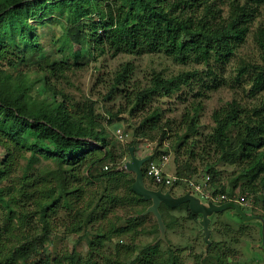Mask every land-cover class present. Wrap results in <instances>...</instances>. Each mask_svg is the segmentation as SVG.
Wrapping results in <instances>:
<instances>
[{
  "label": "trees",
  "instance_id": "1",
  "mask_svg": "<svg viewBox=\"0 0 264 264\" xmlns=\"http://www.w3.org/2000/svg\"><path fill=\"white\" fill-rule=\"evenodd\" d=\"M263 4L264 0H0V144L5 152L0 158V264H99L101 260L106 264H185L172 249L160 250L158 242L146 243L135 252L131 241L113 240L110 233L135 231L143 214L129 216L124 225L107 230L98 226L89 235L88 228L108 209L102 197L110 205L125 196L150 202L132 190V172L129 176L115 164L105 163V169L100 165L110 154L111 141L95 112V101L75 100L51 80L87 66L94 53L161 52L179 63L208 65L204 75L198 69L169 75L154 70L149 82L141 84L131 79L135 70L131 61L118 64L103 97L120 96L124 104L111 111L115 117L109 122L121 119L132 129L128 148L159 131L158 144L147 160L163 153H169L170 160L172 153L177 177L195 176L199 169L192 161L215 151L218 160L237 168L230 189L239 185L253 193L255 203L264 210V197L258 200L256 195L264 190V24L251 29ZM54 24L61 31L54 35L50 31V39L43 41L44 31ZM249 33L257 57L241 59L231 77L248 84L249 101L240 103L234 96L227 107L215 110V125L209 133L193 137L199 106L193 107L187 121L185 116L180 119L185 123L183 132L170 119L161 121L158 107L149 108L153 97L171 96L182 86L194 96L203 95L201 88L217 87L221 79L210 61L225 64ZM28 68L37 73L34 79L27 77ZM203 76L208 83L194 88ZM40 80L41 89L34 96L32 87ZM137 111L144 114L134 121ZM40 157L51 159L54 166L39 167ZM204 170L215 183L213 193L227 192L216 183L219 172L213 165L205 163ZM81 178L87 181L79 185ZM94 181L102 185L100 194L84 197L85 184ZM170 208L164 203L159 206L166 227L170 221L164 209ZM186 208L188 216H196ZM55 223L65 224L66 232L83 230L79 237L85 238V252L74 248L51 252L48 242ZM227 247V243L211 242L196 263L230 264Z\"/></svg>",
  "mask_w": 264,
  "mask_h": 264
},
{
  "label": "rangeland",
  "instance_id": "2",
  "mask_svg": "<svg viewBox=\"0 0 264 264\" xmlns=\"http://www.w3.org/2000/svg\"><path fill=\"white\" fill-rule=\"evenodd\" d=\"M259 23L264 24V4L261 6L260 12L252 24L251 29ZM50 31L51 34L54 35L59 33L61 28L59 25L54 24V26L46 29L42 35L43 41L46 42L50 39L48 34ZM46 38L48 39L46 40ZM256 57V44L253 42L249 33L245 42L236 50L235 54L225 62V64L219 66L216 62L210 61V64L214 66L218 73V79H221V84L217 87L208 89L201 88L200 91L203 92V95L194 96L192 95V91L188 90V87L182 86L171 96L153 97L148 106L150 109L158 107V110L162 113L161 121L170 119L171 122L173 121V123H175V127L179 128V132H183L185 128V123L180 122V119L185 116L184 120L187 121L188 116H191L194 112L193 107L199 106V110L196 113L198 118V129L197 132L193 134V137L202 138L206 133H209L215 125L212 116L215 110L227 107L228 103L234 96H236V99L240 103L249 101V96L246 94L248 84L234 82L231 77L235 74V69L241 59H251ZM125 61H131L135 65V70L132 73L131 79H135L141 84L149 82L154 70H161L164 75H169L185 69H198L199 75H204V71L207 70L208 65H205L202 62L199 63L193 61L185 64L179 63L170 57L165 56L161 52L139 54L119 52L116 55H111L110 53L97 55V53H94V56L90 59L87 66L68 71L63 78L51 79L55 85L64 88L65 91L70 93L75 100L91 99L95 101V112L99 116L100 123H102L105 130L108 131V139L111 141L109 145L110 154L103 158V162H100V165L105 169V163H107L109 167L110 165L115 164L118 170L128 171L130 172L129 176H131L132 171L123 168V165L130 159L129 151H127V149L129 145L128 142L133 139L132 129L129 128L125 122H122L121 119L114 118L109 122L112 117H115L110 115L111 111H116L118 104H124V99L120 96L106 99L103 97L107 88L106 83L109 82L113 70L118 64ZM35 75H37V73L33 69H30L27 73L29 79H34L36 77ZM220 75L225 79V82ZM98 77L100 80H97ZM207 78V76H203V80H196L194 88L199 89L202 82H207ZM40 82L41 80L37 81L36 85L32 87L33 89L31 90V93L34 96H36V92L41 89ZM209 83H211V81H209ZM143 112L137 111V116H132V119H135L134 121H136V119L138 120L144 114ZM118 129H121L122 131L118 132ZM121 132L122 136L120 137L118 134ZM159 133V131L152 133L151 136H147L146 138L143 137L135 142V153L140 156L151 153L152 149L158 144ZM173 135L174 133L172 136ZM165 141H167V139H164L163 141L164 146L167 144ZM4 153V147L0 144V158ZM113 158L115 161L112 160ZM155 159H158V157L156 156ZM20 161L22 165H24L26 158L22 157L20 158ZM192 162L194 165H197L199 169L195 176L190 179H187L186 177H178V179L172 184L163 185L161 187L163 189L170 188L174 194H179L191 189L189 181H192L193 179V181L203 184L205 174L207 173L204 170V166L205 163H209L219 172L217 174L216 183L223 185L227 191L215 193H228L227 195H229L230 192L232 194L238 193L239 195L245 194V202H248L249 205L247 204V206H243V210L247 214L253 213L261 215V213H263V208L255 203L253 193L243 190L239 185L230 189V178H232L237 171L234 164L218 160L216 152L212 150L205 155V159L196 158ZM36 164L41 168H50L54 166L51 159L44 157H40ZM164 167L166 173L176 176V174H174L175 163L173 161L172 153L170 160ZM79 170L81 173H79V176L81 177V175L83 176V170ZM91 171L95 172L96 168H92ZM18 173H20L19 169L15 174L17 175ZM78 181L80 185L87 180L86 178H81L78 179ZM145 182L147 186L152 188H156L158 187V184H162L154 182L148 176L145 178ZM85 186L88 194L85 190L84 197H87V195V198H90L91 196L96 197L101 192L102 185L98 182L94 181L87 185L85 184ZM208 186L209 192L214 191L215 183L211 181V176ZM118 190V194H121L123 191L122 186L119 185ZM194 193L196 195H201L197 190H195ZM256 195L258 200H262L264 197V190L258 192ZM201 197L203 200H206L203 195H201ZM104 199L105 198L102 197L100 201H103L104 206L108 209L105 211V214H103L104 217L100 218L99 222L98 220L96 221L97 223L93 222V226L91 225L88 228L90 236L95 232L98 226L99 228L107 230L108 228L119 224L124 225L126 222L125 219L129 216L143 214L145 216L138 219L135 231L122 233V235L110 233L113 236V240L121 243L131 241L135 252L139 247L146 243L158 242L160 250H166L167 248L172 249L185 264H197L196 262L200 260V254L202 253L204 255L211 244L210 243L206 246L204 243L201 225L199 224L201 215L196 214L195 217L188 216L186 203L171 207L170 209H164V214L170 221V225L166 227V238L156 240L159 235V230L158 228L157 230L155 229V217L149 212H143L150 202L148 203L147 201H140L137 199L131 200L128 196H125L122 202L110 205L105 202ZM229 209L230 208L211 215L209 223L211 242L219 241L221 242V245L227 243L229 247L226 249L229 251L228 260L230 264H264V245L260 236L261 228L259 231L258 220L253 219L245 225L243 223L245 221ZM63 225L65 224L55 223L56 227H53L54 230L52 231L51 239L48 242L51 252H71L74 248L76 251L84 253L87 244L85 238L81 239L79 237L81 233H83V230L78 232H66ZM112 257H115V255H112ZM97 260L100 261L99 258H97ZM99 264H106L105 260H101Z\"/></svg>",
  "mask_w": 264,
  "mask_h": 264
},
{
  "label": "water",
  "instance_id": "3",
  "mask_svg": "<svg viewBox=\"0 0 264 264\" xmlns=\"http://www.w3.org/2000/svg\"><path fill=\"white\" fill-rule=\"evenodd\" d=\"M130 159L125 162L123 168L134 173V181L131 184L132 190L143 199H149L150 203L144 209V213L151 212L157 222L159 235L156 240L166 238V224L163 220L159 206L161 203L169 207H176L186 203L189 210L201 215L199 224L203 233V240L206 246L211 243L209 223L211 215L216 212L231 208L234 213L239 215L243 221H251L257 219L261 223V238L264 245V217L259 214H247L241 205L236 201L215 202L212 199L203 200L200 196L186 190L179 194H174L170 188L163 189L161 186L152 188L146 185L144 173L142 170L143 163L150 157V154L137 155L134 151V145L128 148Z\"/></svg>",
  "mask_w": 264,
  "mask_h": 264
},
{
  "label": "built area",
  "instance_id": "4",
  "mask_svg": "<svg viewBox=\"0 0 264 264\" xmlns=\"http://www.w3.org/2000/svg\"><path fill=\"white\" fill-rule=\"evenodd\" d=\"M118 132H120V129H118ZM118 135L120 137L122 136L121 133H119ZM168 161H169V153L161 154V156L158 157V159H154V158L149 159L146 161L144 173L146 174V176L150 177L156 183H162L164 185L172 184L178 179V177L177 175L175 176V175H171L165 172L164 166L166 163H168ZM106 167L107 166L105 165V168ZM209 180H210V174L206 173L203 184L193 181V180L189 181V185L191 187L189 191L194 193V191L197 190L206 199H212L215 202H222V201L230 200V201H236L240 205L247 206L248 202H245V199H246L245 194L239 195L238 193L237 194L231 193V195L230 194L227 195L228 193L227 194L226 193H213V191L209 192L208 191L209 190V186H208ZM201 195L198 194V196L200 197Z\"/></svg>",
  "mask_w": 264,
  "mask_h": 264
},
{
  "label": "flooded vegetation",
  "instance_id": "5",
  "mask_svg": "<svg viewBox=\"0 0 264 264\" xmlns=\"http://www.w3.org/2000/svg\"><path fill=\"white\" fill-rule=\"evenodd\" d=\"M229 210H231L232 211V209L230 208ZM248 214H253V213H248Z\"/></svg>",
  "mask_w": 264,
  "mask_h": 264
}]
</instances>
